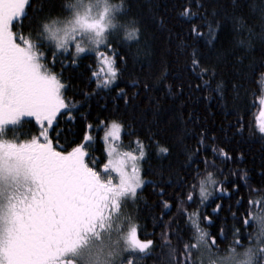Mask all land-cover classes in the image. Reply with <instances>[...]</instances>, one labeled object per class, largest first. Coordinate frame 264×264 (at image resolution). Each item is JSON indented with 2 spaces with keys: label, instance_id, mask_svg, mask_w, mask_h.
I'll list each match as a JSON object with an SVG mask.
<instances>
[{
  "label": "snow or ice",
  "instance_id": "snow-or-ice-1",
  "mask_svg": "<svg viewBox=\"0 0 264 264\" xmlns=\"http://www.w3.org/2000/svg\"><path fill=\"white\" fill-rule=\"evenodd\" d=\"M193 3L197 9L203 8L201 0H189L182 14L190 20L198 16L207 32L200 30L201 25L193 24L191 35H207L206 43L211 45L218 38L224 19H230L235 35L249 34V39L240 38L237 44L252 48L251 37L257 34L243 16L225 14L215 18L213 11L214 19H209L205 13L193 12ZM251 7L257 10L254 3ZM29 8L32 0H0V264H139L151 255L154 241L140 238L141 226L123 209L130 199L133 203L138 200V190L145 184L140 168L145 157L143 143L138 139L136 150L121 151L116 142L121 140L123 125L101 121L106 128L104 140L111 143L106 149L108 159L100 167L96 159L88 158L93 137L87 132L80 143L70 142L74 144L70 150L60 144L59 132L56 137L51 135L59 117L67 114L71 120L76 110V102L65 97L62 73L54 71L58 57H71L74 65L83 55H94L100 65V70L92 73L97 87L108 88L119 79L118 63L126 64L127 60L119 55L114 44L138 42V21L123 19L127 15L124 0H63L55 13L51 9L45 12L42 2L32 8V17L28 16ZM258 12L259 38L264 41V7ZM25 19L29 20L27 35L22 31ZM16 21L20 32L14 31ZM192 56V71L201 81L196 89L208 88L215 78V69L201 66L200 55L195 51ZM243 59L242 55L237 57L240 63ZM250 67L255 71L257 66ZM258 67L264 68V64ZM131 83L134 87L139 84ZM143 87L149 89L147 83ZM180 88L182 91L183 85ZM214 91L223 99V82H217ZM137 95L134 92L128 97L124 89L117 91V97L124 99L125 104ZM28 117L35 120L36 134L21 139L29 135L20 131L29 122L25 119ZM258 131L264 136V123L258 125ZM206 139V133L201 131L190 161H195L199 152L208 147ZM160 151L169 149L161 147ZM212 153L228 158L223 149L214 146ZM215 167L214 161L205 158L204 171L198 167L194 170L195 183L190 185L187 200L182 198L183 193L177 200V215L187 216L185 227L181 228L175 216L168 221L165 227L170 231L161 233L163 247L175 256L178 249L170 242L175 236L186 253L183 264H264V206L251 214L258 231L249 246H233L224 253L215 237L209 241V233L200 226L198 211L181 212L185 203L194 202L197 183L201 204L212 195L209 188L223 185L216 178L218 173L209 171ZM242 178L249 179L246 174ZM220 191H224L222 186ZM162 203L161 219L172 207L168 200ZM253 203L256 202L250 201ZM220 207L217 205V210ZM203 220L211 223L210 217ZM249 222L246 218L245 225ZM174 223L176 228L172 230ZM185 230L190 233L187 240L181 235ZM238 247L243 250H237ZM176 264H180L178 258Z\"/></svg>",
  "mask_w": 264,
  "mask_h": 264
},
{
  "label": "trees",
  "instance_id": "trees-1",
  "mask_svg": "<svg viewBox=\"0 0 264 264\" xmlns=\"http://www.w3.org/2000/svg\"><path fill=\"white\" fill-rule=\"evenodd\" d=\"M42 2L45 12L51 9L55 13L63 0H32V8ZM112 2L120 3L121 0ZM201 2L203 8L197 9L193 3L192 11L205 13L209 19H214L213 11L215 18L225 14L228 17L243 16L257 34L251 37L252 48L237 44L240 38L249 39V34L235 35L230 19H224L219 36L211 45L206 43L207 35L200 38L191 35L193 24L201 25L200 30L204 33L207 29L198 16L190 20L182 14L189 6V0H124L127 15L123 19L138 21L140 36L138 42L114 44L119 55L126 56L127 60L126 64L118 63L121 73L113 85L97 87V78L92 73L98 72L100 66L94 55H83L74 65L70 62L71 57L60 56L54 68L55 72L62 73V82L67 89L65 97L76 102L74 118L69 120L67 114L59 117L56 131L51 133L56 137L59 132L61 145H67L70 150L74 146L70 142L80 143L87 132L93 137L88 146V158L90 161L96 159L102 167L107 160L103 141L106 128L100 122L116 121L123 125L122 151L136 150L138 139L145 146V157L140 162L145 184L138 190V200L133 203L130 199L123 209L125 215H130L141 226L140 238L154 241L151 255L141 259L139 264H176L177 258L183 264L186 255L182 250L183 243L178 244L172 236L171 245L178 251L175 256H170L168 248L163 247L165 242L161 233L170 231L165 224L174 216L184 229L187 216L177 215V200L181 193L187 200L190 185L195 183L192 180L194 170L198 167L204 171L205 158L215 162V169L209 171L218 173L217 180L224 183L209 188L212 195L203 204L197 183L194 202L185 203L181 212L198 211L201 214L200 226L209 233V241L213 237L217 239L221 253L233 246H249L258 231L255 221H251V214L264 206V136L258 131L257 121L264 92V68L258 67L264 64L258 10L264 7V0ZM253 3L256 11L251 7ZM32 8L28 10L29 17L34 15ZM24 25L22 31L27 35L28 19L24 20ZM14 31H21L19 21H16ZM120 36L123 37L122 32ZM194 51L200 55L201 66L215 69V78L208 88L196 89L201 81L192 71ZM241 55L244 57L242 63L237 61ZM252 65L257 66L255 71L250 67ZM100 78H103L102 74ZM204 78L208 79L207 76ZM132 81L139 84L134 87ZM217 82H223V99L214 91ZM145 83L149 85L148 90L143 87ZM119 89H124L128 97L134 92L139 95L125 104L124 99L117 97ZM209 96L210 99L205 98ZM26 120L29 122L20 131L29 135L21 136V139L36 134L35 121ZM201 131L206 133L208 147L199 152L195 161H190V153L195 152ZM213 146L223 149L228 158L214 156ZM161 147L169 151L161 152ZM245 174L249 178L247 181L242 178ZM164 200L172 207L161 219ZM238 201L242 203L238 204ZM250 201L256 203L250 204ZM217 205L221 206L218 210ZM205 216L210 217L211 223L203 220ZM246 218L250 221L248 225H245ZM175 228L174 223L172 230ZM181 235L187 240L190 233L185 230Z\"/></svg>",
  "mask_w": 264,
  "mask_h": 264
},
{
  "label": "rangeland",
  "instance_id": "rangeland-1",
  "mask_svg": "<svg viewBox=\"0 0 264 264\" xmlns=\"http://www.w3.org/2000/svg\"><path fill=\"white\" fill-rule=\"evenodd\" d=\"M98 63H99V61H98ZM99 66H100V65H99ZM25 119H33V120H34V118H30V117L25 118ZM34 121H35V120H34ZM257 121H258V125L261 124V123H264V92H263L262 97H261V104H260V109H259L258 116H257ZM105 131H106V129H105ZM105 131H104V133H103V141H104V144H105V150H106L107 147L109 146V143H111V142H110V141L106 142V141L104 140ZM121 134H122V132H121ZM116 143H117V145H118L119 148H120V141H117ZM120 150H121V148H120ZM121 151H122V150H121ZM138 154H139V153L137 152V155H138ZM107 159H108V157H107ZM140 162H141V161H140ZM123 213H124V212H123Z\"/></svg>",
  "mask_w": 264,
  "mask_h": 264
}]
</instances>
